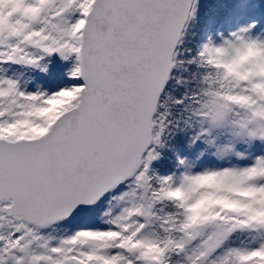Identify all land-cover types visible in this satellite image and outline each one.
<instances>
[{
	"label": "snow or ice",
	"instance_id": "snow-or-ice-1",
	"mask_svg": "<svg viewBox=\"0 0 264 264\" xmlns=\"http://www.w3.org/2000/svg\"><path fill=\"white\" fill-rule=\"evenodd\" d=\"M0 264H264V0H0Z\"/></svg>",
	"mask_w": 264,
	"mask_h": 264
},
{
	"label": "rangeland",
	"instance_id": "rangeland-1",
	"mask_svg": "<svg viewBox=\"0 0 264 264\" xmlns=\"http://www.w3.org/2000/svg\"><path fill=\"white\" fill-rule=\"evenodd\" d=\"M69 67V63H62L59 60L52 65V77L51 78H41L44 80L45 86L51 87L53 84L60 82L63 73Z\"/></svg>",
	"mask_w": 264,
	"mask_h": 264
},
{
	"label": "trees",
	"instance_id": "trees-1",
	"mask_svg": "<svg viewBox=\"0 0 264 264\" xmlns=\"http://www.w3.org/2000/svg\"><path fill=\"white\" fill-rule=\"evenodd\" d=\"M155 166L160 167L161 165H155Z\"/></svg>",
	"mask_w": 264,
	"mask_h": 264
}]
</instances>
